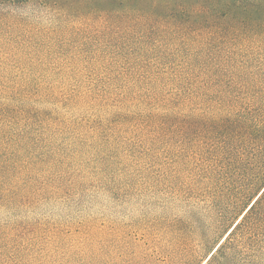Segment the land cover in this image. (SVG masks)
<instances>
[{"label": "trees", "instance_id": "1", "mask_svg": "<svg viewBox=\"0 0 264 264\" xmlns=\"http://www.w3.org/2000/svg\"><path fill=\"white\" fill-rule=\"evenodd\" d=\"M192 9L186 0H105L93 10L113 49L93 56L95 64L1 68L0 195L38 161L66 163L63 154L77 169L71 184L91 176L90 186L110 194L133 189L144 161L172 159L173 134L194 130L195 167L172 190L178 204L219 210L209 237H220L200 264H264V63L254 64L251 37L216 23L231 9H258L198 4L197 23ZM208 10L215 21L204 25ZM50 153L59 158L49 163ZM88 228L60 225L58 233L72 244ZM10 230L0 225V264H56L36 244L50 242L46 229L14 244L7 238L22 235Z\"/></svg>", "mask_w": 264, "mask_h": 264}, {"label": "rangeland", "instance_id": "2", "mask_svg": "<svg viewBox=\"0 0 264 264\" xmlns=\"http://www.w3.org/2000/svg\"><path fill=\"white\" fill-rule=\"evenodd\" d=\"M104 1L28 0L0 6V69L7 67L15 73L17 66H23L39 72L95 64L91 58L111 47L107 38L112 31L103 28L102 17L93 10ZM186 1L193 8L191 20L195 23L200 22L194 11L198 4L211 5L219 13L231 3L256 6L258 10L253 12L231 9L216 23L231 26L229 32L251 37L252 57L256 58L253 62L264 63V56L259 55L264 53V0ZM54 2L67 12L43 5ZM203 18L204 25L215 21L211 10ZM241 26L245 28L240 29ZM6 81L0 77V83ZM196 134L194 130L186 134L175 132L172 159L144 161L137 185L121 193L110 194L90 186L91 176H76L74 180L78 182L71 184L69 173L77 169L68 166L64 154L61 158L66 163H50L59 158L57 149L52 150L57 155L50 153V164L45 166L38 161L34 170L22 172L20 179L14 180V187L9 186V191L0 195V225L13 226L10 231L22 235L16 240L7 238L9 244L27 241L37 234L33 230L46 229L50 242L36 244H44L43 251L56 264H200L220 237H209L219 210L203 204L195 209L178 204L172 190L185 184L187 172L195 167L190 155L201 149L192 140ZM83 172L85 175L89 168ZM79 222H88V230L76 233L72 244L62 241L59 226Z\"/></svg>", "mask_w": 264, "mask_h": 264}]
</instances>
